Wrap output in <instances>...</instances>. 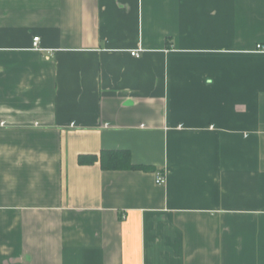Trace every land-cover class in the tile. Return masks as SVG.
<instances>
[{"label": "crops", "instance_id": "1", "mask_svg": "<svg viewBox=\"0 0 264 264\" xmlns=\"http://www.w3.org/2000/svg\"><path fill=\"white\" fill-rule=\"evenodd\" d=\"M0 264H264V0H0Z\"/></svg>", "mask_w": 264, "mask_h": 264}, {"label": "trees", "instance_id": "2", "mask_svg": "<svg viewBox=\"0 0 264 264\" xmlns=\"http://www.w3.org/2000/svg\"><path fill=\"white\" fill-rule=\"evenodd\" d=\"M96 161L100 162V166L103 169H115L121 166H129L128 153L126 152H101L99 157L97 156H80L78 158L79 165H91ZM133 167V166H129ZM136 168V167H133ZM138 168V167H137Z\"/></svg>", "mask_w": 264, "mask_h": 264}, {"label": "built area", "instance_id": "3", "mask_svg": "<svg viewBox=\"0 0 264 264\" xmlns=\"http://www.w3.org/2000/svg\"><path fill=\"white\" fill-rule=\"evenodd\" d=\"M38 42H39V38L38 37H34L32 44H33V47L35 49H39L38 48ZM257 48H260V47L257 46ZM132 55L134 57H138V53H136V52H132ZM154 177H155V183L157 185H163L165 183V175L162 172H156L155 175H154Z\"/></svg>", "mask_w": 264, "mask_h": 264}]
</instances>
